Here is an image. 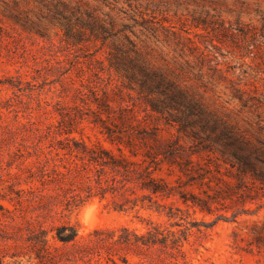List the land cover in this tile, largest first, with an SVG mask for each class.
I'll list each match as a JSON object with an SVG mask.
<instances>
[{
  "label": "rangeland",
  "instance_id": "rangeland-1",
  "mask_svg": "<svg viewBox=\"0 0 264 264\" xmlns=\"http://www.w3.org/2000/svg\"><path fill=\"white\" fill-rule=\"evenodd\" d=\"M44 1L126 25L122 35L144 60L200 93L252 142L264 139V0ZM40 6L0 0V264H107V256L116 264H264L261 190L252 200L222 191L225 180L236 182L228 177L234 170L205 153L193 156L201 164L164 163L153 173L166 194L141 189L143 167L156 162L110 140L128 138L129 124L146 114L109 69L110 46L123 38L70 44ZM26 15L45 36L23 29ZM175 132L161 122L163 137ZM66 138L116 155L124 147L135 164L124 172L105 166L114 193L73 192L68 200L58 189L55 164L65 169L57 156L44 170L30 166L37 144L73 145ZM65 223L78 230L75 243L56 238Z\"/></svg>",
  "mask_w": 264,
  "mask_h": 264
},
{
  "label": "trees",
  "instance_id": "trees-1",
  "mask_svg": "<svg viewBox=\"0 0 264 264\" xmlns=\"http://www.w3.org/2000/svg\"><path fill=\"white\" fill-rule=\"evenodd\" d=\"M35 1L41 5L42 17L56 21L70 44L99 41L105 45L110 40L123 38L120 42L113 41L110 46L107 57L109 69L115 72L127 91L135 93L142 100L146 114L137 118L136 125L129 124L132 131L127 132L128 138L110 140L116 144L123 143L133 156L141 153L156 162L155 167L151 162L143 167L140 174L143 178L137 180L141 189L156 195L166 194L165 184L153 173L161 170L164 163L177 165L182 170L194 162L201 164L199 160H193V156L205 153L207 157H213L211 154L218 156L234 170L228 177L235 178L236 182L225 180L222 191L239 193L249 200L255 199L259 190L264 194V139L259 138L257 144L252 142L235 124L210 110L200 93L149 60H144L135 41L127 34L122 35L126 25L116 29L114 21L99 18L80 7L70 8L64 2L50 4L44 0ZM24 18V30L45 36L44 30L39 28L40 24L31 21L28 15ZM120 118L126 119L123 115ZM147 118L152 122H147ZM161 122L175 129V134L163 137ZM66 140H72L73 145L69 142L65 144L63 140H59L58 144H37L38 158L30 166L44 170L45 163L56 160L57 156L65 169L60 170L55 164L54 171L60 179L58 189L65 193L68 200L73 192L81 195L85 191L89 196L93 190H97L94 195L100 194L102 197L107 192L114 193L116 178L109 175L105 166L113 172H124L135 164L124 147L118 146L120 154L116 155L101 144L88 146L73 138ZM188 143L195 147L190 152L186 149ZM138 148L142 150L137 152ZM28 169L33 170V167ZM56 238L65 244L75 243L78 230L69 223L62 224L57 227ZM109 261L116 264L111 256L106 257L107 264Z\"/></svg>",
  "mask_w": 264,
  "mask_h": 264
},
{
  "label": "bare ground",
  "instance_id": "bare-ground-1",
  "mask_svg": "<svg viewBox=\"0 0 264 264\" xmlns=\"http://www.w3.org/2000/svg\"><path fill=\"white\" fill-rule=\"evenodd\" d=\"M93 223H95V221Z\"/></svg>",
  "mask_w": 264,
  "mask_h": 264
}]
</instances>
